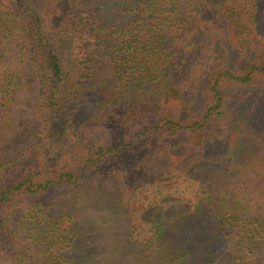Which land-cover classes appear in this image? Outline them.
Here are the masks:
<instances>
[{"label": "trees", "instance_id": "1", "mask_svg": "<svg viewBox=\"0 0 264 264\" xmlns=\"http://www.w3.org/2000/svg\"><path fill=\"white\" fill-rule=\"evenodd\" d=\"M21 62L0 264H264V0H0V133Z\"/></svg>", "mask_w": 264, "mask_h": 264}, {"label": "rangeland", "instance_id": "2", "mask_svg": "<svg viewBox=\"0 0 264 264\" xmlns=\"http://www.w3.org/2000/svg\"><path fill=\"white\" fill-rule=\"evenodd\" d=\"M18 69L21 77V85L15 93V101L12 105V125L8 130L0 133V161L19 152L35 132L38 124L35 114L36 89L34 73L32 68L28 65V62H21L20 65H18ZM105 72L103 65H100L96 70V73L100 76H103ZM236 91L237 90L232 89L231 94ZM236 103L237 102L234 101L232 104L235 105ZM233 105L231 107L232 113V109L234 108ZM247 142L249 143V140H247ZM243 177L248 181L252 180L251 178L249 179L248 176L246 177L245 174ZM225 179L229 180V184L233 182V177H231V175H228ZM19 213L20 209H17L13 216H18ZM32 253L33 252H29L28 254L32 256ZM0 261L2 263L7 262L5 255L1 252Z\"/></svg>", "mask_w": 264, "mask_h": 264}]
</instances>
